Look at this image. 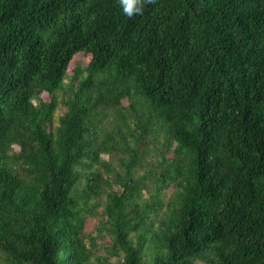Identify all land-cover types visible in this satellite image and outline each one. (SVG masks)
Instances as JSON below:
<instances>
[{"label":"trees","instance_id":"obj_1","mask_svg":"<svg viewBox=\"0 0 264 264\" xmlns=\"http://www.w3.org/2000/svg\"><path fill=\"white\" fill-rule=\"evenodd\" d=\"M198 263L264 264V0H0V264Z\"/></svg>","mask_w":264,"mask_h":264},{"label":"rangeland","instance_id":"obj_2","mask_svg":"<svg viewBox=\"0 0 264 264\" xmlns=\"http://www.w3.org/2000/svg\"><path fill=\"white\" fill-rule=\"evenodd\" d=\"M127 104L128 103L126 101L125 105H127ZM64 111H65L64 109H61L59 111V113H58V116H62L64 114ZM19 150H20L19 147H17V146L14 147V152H18ZM103 158L106 159V160H109V156H107V155H104ZM171 192L172 191L169 190L168 194L170 195ZM100 211H102V208L100 209ZM98 223H99V218L91 220V222H89L88 227H87L88 232H92V233L94 232L96 234V226H97ZM99 242L101 244H103V245H109L110 244V239L107 236H105L103 238H100ZM113 260H115V259H113Z\"/></svg>","mask_w":264,"mask_h":264},{"label":"clouds","instance_id":"obj_3","mask_svg":"<svg viewBox=\"0 0 264 264\" xmlns=\"http://www.w3.org/2000/svg\"><path fill=\"white\" fill-rule=\"evenodd\" d=\"M127 15L132 16L135 13L143 11V0H120Z\"/></svg>","mask_w":264,"mask_h":264}]
</instances>
